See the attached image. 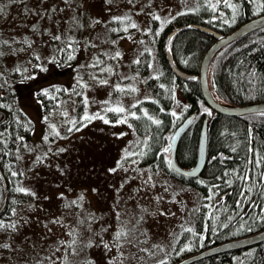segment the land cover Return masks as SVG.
I'll return each instance as SVG.
<instances>
[{"label":"rangeland","instance_id":"obj_1","mask_svg":"<svg viewBox=\"0 0 264 264\" xmlns=\"http://www.w3.org/2000/svg\"><path fill=\"white\" fill-rule=\"evenodd\" d=\"M218 1L0 0V84L31 133L13 165L30 198L0 222V264H156L193 227L198 189L140 162L134 119L153 97L155 34ZM52 87L63 95L44 111L38 92L49 100Z\"/></svg>","mask_w":264,"mask_h":264},{"label":"trees","instance_id":"obj_2","mask_svg":"<svg viewBox=\"0 0 264 264\" xmlns=\"http://www.w3.org/2000/svg\"><path fill=\"white\" fill-rule=\"evenodd\" d=\"M260 14H264V0H219L213 6L201 2L194 10L174 15L154 36L159 71L147 80L153 97L137 107L134 119L136 131L146 135L140 162L161 167L197 188L199 193L193 227L183 229L168 256L156 264H173L210 245L264 229V112L233 116L206 105L197 73L203 54L215 37L191 26L198 23L227 33ZM167 49L177 67L196 76L188 79L176 76ZM148 61L149 53L144 51L140 56L143 72L148 71ZM209 77L214 94L229 104L264 102V27L223 46L212 59ZM176 88L185 101L179 112H174ZM61 89L63 92L64 87H52L53 96L49 100L38 92L42 110L49 109L48 101L62 97ZM18 97L9 85L0 84V206L6 196L0 222L9 216L17 200L30 198V194L18 189L13 172L17 147L31 135L18 118ZM191 113L194 121L181 135L175 159L185 168L194 165L205 118L206 159L197 176L184 177L170 168L169 140L174 128ZM191 264H264V241Z\"/></svg>","mask_w":264,"mask_h":264},{"label":"water","instance_id":"obj_3","mask_svg":"<svg viewBox=\"0 0 264 264\" xmlns=\"http://www.w3.org/2000/svg\"><path fill=\"white\" fill-rule=\"evenodd\" d=\"M191 26L193 28L200 29L206 33L212 34L215 37L214 42L209 45V47L206 49L200 60L199 70L197 73L200 93L206 105L216 112L226 115H233V116L243 115L247 113H254V112H264L263 101L250 102L241 105H233L217 100L216 95L212 92V89L210 87V78H209L210 64L215 54L228 43L233 42L239 38H242L256 29L264 27V14H260L258 16L252 17L244 21L243 23H241L240 25H238L237 27H235L233 30H231L226 34L217 32L216 30H213L202 24L192 23ZM176 29L177 28H174L168 34V37H170L176 31ZM166 55L170 62L171 68L176 76L180 77L181 79H188L190 77L196 76V74L194 73H189L177 67L174 64L171 53L168 49L166 50ZM193 121H194V113H191L186 117H184L181 120V122L174 128L169 140L170 168L173 172L182 175L184 177L197 176L201 172L206 159V147H207L206 118L204 119L200 129L198 148H197V158L194 165L189 168H185L180 166L175 159V151L178 141L181 135L185 132V130L191 125ZM4 188H6V185H4ZM5 203H6V196L4 197L3 202L0 206V211L3 209ZM262 241H264V229L250 235H246L239 238H232L220 243L210 245L206 248H203L199 251H196L179 259L173 264H191L194 261L200 260L202 258L211 255L232 251V250H239L242 248L255 245Z\"/></svg>","mask_w":264,"mask_h":264},{"label":"bare ground","instance_id":"obj_4","mask_svg":"<svg viewBox=\"0 0 264 264\" xmlns=\"http://www.w3.org/2000/svg\"><path fill=\"white\" fill-rule=\"evenodd\" d=\"M255 17V16H254ZM196 24H198V23H196ZM230 32V31H229ZM228 33V32H227ZM223 34H226V33H223ZM214 42V41H213ZM212 42V43H213ZM217 98V100H219V101H221V99H219L218 97H216Z\"/></svg>","mask_w":264,"mask_h":264}]
</instances>
